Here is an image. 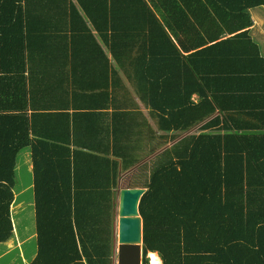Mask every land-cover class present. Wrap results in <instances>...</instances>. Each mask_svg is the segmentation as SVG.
Wrapping results in <instances>:
<instances>
[{"label": "trees", "instance_id": "1", "mask_svg": "<svg viewBox=\"0 0 264 264\" xmlns=\"http://www.w3.org/2000/svg\"><path fill=\"white\" fill-rule=\"evenodd\" d=\"M257 7L0 0V244L14 237L16 159L30 148L31 264H112L120 179L146 190L142 264H264V132L241 122L247 86L222 83L247 74L232 60L264 62Z\"/></svg>", "mask_w": 264, "mask_h": 264}, {"label": "crops", "instance_id": "2", "mask_svg": "<svg viewBox=\"0 0 264 264\" xmlns=\"http://www.w3.org/2000/svg\"><path fill=\"white\" fill-rule=\"evenodd\" d=\"M254 31H255V35H254ZM258 34H262V36ZM250 36L251 39L258 45L260 49V57L264 59V39L262 41L256 39V36L257 38L264 37V24H262V22L256 24V22L253 21V26L250 29ZM229 37H230L229 35H225L224 37L221 38V40H225ZM184 56H187V54H184ZM231 65H233L232 67L239 71H246L247 74L241 77L238 76L227 77L226 80L222 82L224 83L223 86H230L232 88H234V86H242V87L247 86L246 88H248V91L250 92L249 95L245 97L248 101L243 102V105L247 106V108H245L244 110L245 116L242 115L241 122H243L244 125H246L247 123L254 126L256 125L259 127L260 131L264 132V119H260L258 121L253 118L247 117L254 113L252 107H256L258 109L256 114L264 115V62H258V61L248 62L243 60H236V61L232 60ZM220 86H222L221 83ZM98 87L100 88L102 86H98ZM27 90H29V87H27ZM131 92L135 100L138 102L141 110L148 118L149 117L148 111L143 107V104L140 103L135 93L132 90ZM36 100L38 101L36 103L37 105L44 104L43 101L41 102L38 99ZM59 103H61V105H64V102L63 103L61 101L57 102L58 105ZM52 104L56 105L54 102ZM253 105H257V106H253ZM258 105H260V107H258ZM150 124L152 128L156 130L155 122L152 119H150ZM22 153L24 155V161H22V164H20L18 162V158ZM118 186L119 187L121 186V179L118 181ZM13 192H14V202L11 207V219L13 223L14 236L16 238L15 240L18 246H20V244L30 243L33 240L35 241L36 246L34 252L31 249V246H28L26 249L27 254L32 253V261H33L37 254V242H36V226H35L32 160H31L30 148H26L22 150L17 156L16 168H15V184H14ZM115 192L116 191L114 190L115 222H117L116 206H118V204L116 203L118 196H117V192L116 194ZM11 240L7 243H3L2 245L9 244V247H12Z\"/></svg>", "mask_w": 264, "mask_h": 264}, {"label": "water", "instance_id": "3", "mask_svg": "<svg viewBox=\"0 0 264 264\" xmlns=\"http://www.w3.org/2000/svg\"><path fill=\"white\" fill-rule=\"evenodd\" d=\"M146 190L118 188V212L114 229V257L112 264H142V218L139 203Z\"/></svg>", "mask_w": 264, "mask_h": 264}, {"label": "rangeland", "instance_id": "4", "mask_svg": "<svg viewBox=\"0 0 264 264\" xmlns=\"http://www.w3.org/2000/svg\"><path fill=\"white\" fill-rule=\"evenodd\" d=\"M250 16L252 17V20L256 22V24L262 22V24H264V7H257L254 8L252 10H250ZM254 35H255V31H254ZM261 35L262 34H258ZM257 40L262 41L264 39V37H258L256 36ZM22 161H24V155L23 153L19 156L18 158V162L20 164H22ZM121 187V186H120ZM122 188V187H121ZM118 204V199H117V203ZM116 212H118V206H116ZM15 236L12 238L11 240V246L9 247V244H5V245H0V264H31L32 262V253L31 254H27L26 249L28 246H31V249L35 250V246L36 243L35 241H31L30 243H24V244H20V246L17 245L16 240H15ZM20 242V240H19ZM26 244V245H25ZM150 255H148V258L151 261V258L149 257ZM116 255L114 257V263H116Z\"/></svg>", "mask_w": 264, "mask_h": 264}, {"label": "bare ground", "instance_id": "5", "mask_svg": "<svg viewBox=\"0 0 264 264\" xmlns=\"http://www.w3.org/2000/svg\"><path fill=\"white\" fill-rule=\"evenodd\" d=\"M150 258H151V261H152V264H159L160 263V260L157 258V256L155 254H149Z\"/></svg>", "mask_w": 264, "mask_h": 264}, {"label": "built area", "instance_id": "6", "mask_svg": "<svg viewBox=\"0 0 264 264\" xmlns=\"http://www.w3.org/2000/svg\"><path fill=\"white\" fill-rule=\"evenodd\" d=\"M149 264H152V262H150V260H149ZM159 264H161V263H159Z\"/></svg>", "mask_w": 264, "mask_h": 264}]
</instances>
